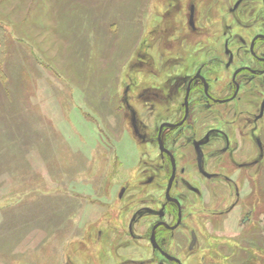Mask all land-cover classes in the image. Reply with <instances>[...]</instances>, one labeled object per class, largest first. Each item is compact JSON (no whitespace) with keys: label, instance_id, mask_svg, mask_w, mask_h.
Wrapping results in <instances>:
<instances>
[{"label":"rangeland","instance_id":"374dc122","mask_svg":"<svg viewBox=\"0 0 264 264\" xmlns=\"http://www.w3.org/2000/svg\"><path fill=\"white\" fill-rule=\"evenodd\" d=\"M177 2L0 0V264H143L139 259L144 258V264H153L149 244L139 253L125 249L135 244L127 233L130 214L141 205L158 212V184L163 191L167 186L165 173H158L157 132L170 107L158 101L154 76L161 53L170 57L184 41L207 42L205 35L190 36L189 2ZM233 32L252 35L238 28ZM214 47L210 42L202 50H184L190 55L186 59L196 63ZM127 86L147 142L137 138L123 107ZM162 88L166 92V84ZM240 95L227 108L236 103L238 110L253 108L252 100L264 97L252 91ZM177 152L176 192L186 216L194 219H185L176 231L175 253L184 264H202V255L209 264L251 258L250 264H264V163L258 169V234L243 242L234 237L239 214L221 232L214 231L221 218L205 228L204 208L228 204L223 179L203 181L193 149ZM216 161L226 175L237 177L235 166L245 157L225 155ZM205 184L215 188L209 206L191 188L202 193ZM121 187L126 194L120 199ZM139 220L149 225L155 216ZM192 228L202 237L195 253L189 251Z\"/></svg>","mask_w":264,"mask_h":264},{"label":"flooded vegetation","instance_id":"af4514ba","mask_svg":"<svg viewBox=\"0 0 264 264\" xmlns=\"http://www.w3.org/2000/svg\"><path fill=\"white\" fill-rule=\"evenodd\" d=\"M177 1L180 0H173L174 6ZM187 1L186 25L190 36L205 35L207 42L184 41V48L170 53V57L160 54L158 73L154 77L158 83V101L161 105L168 104L170 115L162 116L158 121V173H165L167 186L163 191L162 185L158 184V212L154 213L151 207L141 205L130 214L127 227L128 236L135 244L125 251L130 249L139 253L146 250L149 244L153 264H184L172 249L177 244L175 233L185 219L194 217L186 216L184 201L176 192L180 186L177 152L180 147L193 149L194 167L203 181L218 180L219 175L223 179L220 183L223 184L221 188L228 204L223 209L204 208L207 210V214L202 215L206 218L205 228L212 222L211 219L221 218L220 226H215L217 230H214L221 232L224 223L228 220L235 222L239 214V231L234 237L243 238L244 242L247 241L244 237L250 235L253 241L255 233L258 234L259 201L256 194L259 165L260 162L264 163V97L259 102L252 100L254 107L246 110H238V103L229 108L227 106L240 98L244 91L264 93V0ZM208 28L218 30L209 34L206 32ZM235 28L252 31V35L244 37L233 32ZM214 34L220 37L216 39ZM210 42L215 46L213 51L206 49L196 63L186 59L190 55L184 50L207 48ZM200 45L201 48L198 47ZM226 73H230L229 82ZM164 84L167 86L166 92L162 88ZM129 88L126 87L122 99L123 107L137 138L147 142L150 138L147 133H141L138 115L128 99ZM172 88L173 93L170 91ZM254 108L255 111H252ZM258 129L262 130L260 134ZM234 154L245 157L244 162L234 165L239 172L237 177L236 173L226 175L223 171L225 166L216 161L217 158ZM149 182H153V178ZM204 187L202 193L201 188H191L194 193L204 196V204L209 206V196L210 200L213 199L215 188L207 184ZM121 190L122 195L118 194L120 199L126 194L125 188L121 187ZM153 214L155 220L149 225L139 220ZM197 231L192 228L189 233V251L192 253L200 248L202 240ZM102 234L100 231V239L103 238ZM247 249L245 247L244 250ZM145 259L139 260L144 264ZM199 259L202 264H209L206 256L202 255ZM251 260L246 259L242 264H250Z\"/></svg>","mask_w":264,"mask_h":264},{"label":"trees","instance_id":"16d2710c","mask_svg":"<svg viewBox=\"0 0 264 264\" xmlns=\"http://www.w3.org/2000/svg\"><path fill=\"white\" fill-rule=\"evenodd\" d=\"M0 45H1V46L3 45V43H2V39L0 40Z\"/></svg>","mask_w":264,"mask_h":264},{"label":"water","instance_id":"95a60500","mask_svg":"<svg viewBox=\"0 0 264 264\" xmlns=\"http://www.w3.org/2000/svg\"><path fill=\"white\" fill-rule=\"evenodd\" d=\"M138 132V131H137ZM178 261V260H177Z\"/></svg>","mask_w":264,"mask_h":264}]
</instances>
